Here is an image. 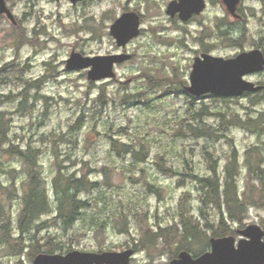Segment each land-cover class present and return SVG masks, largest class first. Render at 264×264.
I'll return each mask as SVG.
<instances>
[{
	"label": "rangeland",
	"instance_id": "rangeland-1",
	"mask_svg": "<svg viewBox=\"0 0 264 264\" xmlns=\"http://www.w3.org/2000/svg\"><path fill=\"white\" fill-rule=\"evenodd\" d=\"M170 1L6 0L17 23L0 14V117L9 130L0 146V223L6 216L12 223L0 229V264H32L50 247L134 248L130 264H169L161 243L137 247L146 229L178 221L180 206L200 222L190 251L200 255L211 250L224 205L203 202L198 177L218 178L222 190L228 169L248 205L242 222L225 212L233 235L239 240L237 231L250 224L264 228V91L197 97L185 89L202 52L224 58L264 52V0H243L242 20L226 17L222 0H206V9L187 21L167 13ZM127 11L141 16L142 30L119 46L110 27ZM73 51L131 58L115 65V77L92 81L89 69L66 68ZM245 79L264 84V71ZM29 147L41 151L51 204L38 223L50 226L21 237L30 167L15 151ZM58 167L66 177L98 183L78 194L87 206L75 221L52 220Z\"/></svg>",
	"mask_w": 264,
	"mask_h": 264
},
{
	"label": "water",
	"instance_id": "water-1",
	"mask_svg": "<svg viewBox=\"0 0 264 264\" xmlns=\"http://www.w3.org/2000/svg\"><path fill=\"white\" fill-rule=\"evenodd\" d=\"M76 4L82 0H71ZM228 10L237 15L241 0H224ZM206 8L205 0H173L168 13L174 16L180 12L183 20L193 14H200ZM0 14L17 23L6 0H0ZM112 36L119 46H126L140 34V16L135 11L124 12L110 27ZM131 58L127 53L87 56L73 51L67 60L68 70L89 69L88 78L98 81L116 76L114 67ZM264 71V52L260 48L242 51L232 58L215 56L203 52L196 56L190 74V85L185 89L191 95L200 97L214 94L221 97L241 96L245 92L264 90V84L245 79L250 73ZM239 240L234 235L210 238L211 250L194 256L188 250H182L169 264H264V228L259 224H250L239 229ZM135 249L124 251L89 252L71 250L67 253H39L32 264H130Z\"/></svg>",
	"mask_w": 264,
	"mask_h": 264
},
{
	"label": "trees",
	"instance_id": "trees-1",
	"mask_svg": "<svg viewBox=\"0 0 264 264\" xmlns=\"http://www.w3.org/2000/svg\"><path fill=\"white\" fill-rule=\"evenodd\" d=\"M8 134L9 130L5 127V122L1 118L0 146L7 142ZM197 136L200 137L201 135L197 134ZM15 152L21 155L30 167L29 184L23 196V207L18 221L20 234L23 237L33 227L38 232L42 228L50 226L47 221L39 225L38 220L51 211V204L42 167L39 163L41 151L37 148L29 147L27 151L16 149ZM126 152L132 151L128 148ZM63 176L66 178L65 180ZM198 181L202 188L201 197L203 202L210 200L218 209H221L224 205V212H221V220L213 231L212 236L233 235L234 230L227 224L228 220L225 217V212H227L228 218L240 222L244 220L248 212V205L237 190L235 175L228 169L224 189L222 190L218 178L198 177ZM90 184L94 187L98 186L96 182L90 183L74 176L66 177L64 174L62 175V170L58 167L53 179L54 194L58 203L57 216L52 220L65 218L66 220L75 221L79 210L87 206V203L78 199L77 196L83 191L82 188ZM261 197L264 198V196ZM180 208L178 221L167 227H158V229L153 231L146 229L141 238V245H138L140 247L137 248L147 247L150 242L154 244L161 243L168 250L171 259L177 257L182 250L192 252L191 242L197 239L202 232L200 222L191 215L189 209L184 210L181 206ZM11 224V218L6 216V219L3 218L0 223V229L6 231L10 229ZM37 232H35V236H37ZM8 237L11 238V235L8 234ZM55 250L57 249L50 247L47 249V253H55Z\"/></svg>",
	"mask_w": 264,
	"mask_h": 264
},
{
	"label": "flooded vegetation",
	"instance_id": "flooded-vegetation-1",
	"mask_svg": "<svg viewBox=\"0 0 264 264\" xmlns=\"http://www.w3.org/2000/svg\"><path fill=\"white\" fill-rule=\"evenodd\" d=\"M173 1V0H172ZM206 1V0H205ZM171 2V1H170ZM170 2H169V4H170ZM242 2H243V0H241V3L239 4V6H238V9H237V15H233L232 13H230V11L228 10V8H227V5L224 3V0H222V3H223V5H224V8L226 9V11H227V14H226V17H228V18H234V19H236V20H242L243 19V15L241 14V12H240V9H241V4H242ZM169 4H168V6H169ZM168 6H167V10H168ZM206 7H207V1H206ZM206 9V8H205ZM166 10V11H167ZM204 11V10H203ZM202 11V12H203ZM128 12V11H127ZM201 12V13H202ZM167 13H168V11H167ZM200 13V14H201ZM169 14V13H168ZM170 16H172L171 14H169ZM195 15H197L196 13L195 14H193L189 19H191L193 16H195ZM140 16V15H139ZM179 17L180 19H181V17H180V12H176V14L174 15V16H172V17ZM188 19V20H189ZM182 21H187V20H183V19H181ZM140 26H141V16H140ZM141 27H140V33H141ZM140 35V34H139ZM137 37V36H136ZM135 38V37H134ZM134 38H132L131 40H133ZM130 40V41H131ZM129 41V42H130ZM128 42V43H129ZM203 53V52H202ZM119 64V63H118ZM257 84H259V83H257ZM262 91H264V90H262ZM262 91H260V92H262ZM260 92H245L243 95H245V94H257V93H260ZM242 96V95H241Z\"/></svg>",
	"mask_w": 264,
	"mask_h": 264
}]
</instances>
